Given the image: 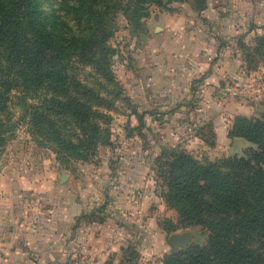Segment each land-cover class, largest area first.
I'll list each match as a JSON object with an SVG mask.
<instances>
[{
  "label": "crops",
  "instance_id": "obj_1",
  "mask_svg": "<svg viewBox=\"0 0 264 264\" xmlns=\"http://www.w3.org/2000/svg\"><path fill=\"white\" fill-rule=\"evenodd\" d=\"M188 3L145 24L138 94L127 97L134 106L120 136L111 134L94 156L106 176L0 174V264H162L166 233L147 211L144 187L156 151L177 142L226 152L236 139L228 136L234 117L264 112V96L223 92L264 77L263 65L245 68L238 47L264 31V0H207L201 11ZM128 247L134 258L123 255Z\"/></svg>",
  "mask_w": 264,
  "mask_h": 264
},
{
  "label": "trees",
  "instance_id": "obj_2",
  "mask_svg": "<svg viewBox=\"0 0 264 264\" xmlns=\"http://www.w3.org/2000/svg\"><path fill=\"white\" fill-rule=\"evenodd\" d=\"M206 2L192 0L190 4L201 11ZM73 9L79 19L90 18L93 27L87 34L67 40L66 34L50 27V15L39 0H0V108L18 80L26 85L51 82L58 93L42 99L41 111H34L37 107L31 111L39 127L37 133L56 139L81 162H87L102 144L98 125L91 122L100 113L77 97L63 94L68 76L61 67L68 56L76 55L112 82V49L105 43L111 31L101 24V10L92 2L75 0ZM260 13L259 18L264 19V11ZM238 47L244 54L245 68L256 69L255 59L264 60V31L254 36L252 45L241 42ZM46 61L51 67L45 68ZM53 115L69 117L79 132H63L61 120L51 118ZM228 136L242 137L255 146L246 149L245 157H226L206 164L181 146L162 148L156 156V177L165 182L164 200L176 210L177 222L183 226L199 224L208 232L205 245L171 249L163 254L162 264H264V112L259 117L235 116ZM3 141L0 132V144ZM109 142L107 139L103 144ZM177 222L166 219L158 224L168 233ZM123 255L134 258L136 254L128 247Z\"/></svg>",
  "mask_w": 264,
  "mask_h": 264
},
{
  "label": "rangeland",
  "instance_id": "obj_3",
  "mask_svg": "<svg viewBox=\"0 0 264 264\" xmlns=\"http://www.w3.org/2000/svg\"><path fill=\"white\" fill-rule=\"evenodd\" d=\"M39 1L46 14L50 15V27L53 26L66 34L67 40L70 37L85 35L88 31H92L91 19H79L75 14L73 9L75 0ZM88 1L89 3L92 2V6L101 10L100 22L111 31L105 43L112 49L110 52V70L113 81L109 82L96 74L91 65L81 61L76 55H70L61 67V72L68 76V84L64 85L66 92L63 94L77 97L100 113L91 122L98 125L101 131L99 136L103 144L104 141L110 139L111 134L118 135L117 129L125 124L126 115L131 111V105L134 106L127 97L138 94L134 82L139 81V56H146V53H140L139 49L141 45L140 35L144 32L145 24L157 12L176 8L173 5L180 3L189 2L188 4L191 5L192 0H159L158 4L153 2L140 3L137 0ZM245 4H247V0H244ZM47 62H45V68L51 67V64ZM253 65L264 66V60L256 58ZM262 71L264 72V70ZM261 77L264 78L263 75ZM51 85V82H35L32 85H26L24 81L18 80L17 83L13 84L10 92L4 96L2 108H0V132L4 136V141L0 144L1 176L15 177L14 181L18 178L58 177V173L75 177H95L96 174L98 177L106 176L105 166L101 164V167H98L100 163L95 157L87 162H81L80 157L74 156L71 151L63 148L56 139L52 137L50 139L37 133L39 127L31 111H33L32 108L36 107L34 111H41L42 109L40 110L38 107H40L42 99H48L58 93ZM63 94H59V97H62ZM139 107L140 105H138ZM251 116L259 117L260 113L248 117ZM51 118L61 120L60 126L63 125V132H68V130L70 132L71 130L75 131V133L79 132L69 117L53 115ZM235 138V142L232 143L233 146H229L227 151L223 153L213 149L204 150L199 143H189V146L185 148L180 143L173 142L161 146L156 151V156L160 154L162 148L169 149V147L174 146L179 148L181 146L198 161L206 164L226 157H245L247 155L246 149L255 146L242 137L237 136ZM206 140L207 144L211 143L210 136ZM156 156L153 157L148 166L152 177H148L144 187L148 186L149 205H147V211L159 227L158 221L171 219L177 222L178 214L175 209L168 207L165 203L166 186L162 177H156L158 167L157 159L155 160ZM160 161L163 162L162 159ZM111 164L110 166H113ZM200 185H202L201 181ZM157 202L160 203L158 207L154 206ZM175 225V229L168 233L163 230L166 233L165 248L174 249L166 239L170 233H185L187 235L185 245L180 248L191 244L199 246L206 244L208 232L201 225L183 226L178 222Z\"/></svg>",
  "mask_w": 264,
  "mask_h": 264
},
{
  "label": "built area",
  "instance_id": "obj_4",
  "mask_svg": "<svg viewBox=\"0 0 264 264\" xmlns=\"http://www.w3.org/2000/svg\"><path fill=\"white\" fill-rule=\"evenodd\" d=\"M223 92L231 97L250 96L252 98L264 96V79L249 78L241 83H230L224 87Z\"/></svg>",
  "mask_w": 264,
  "mask_h": 264
},
{
  "label": "water",
  "instance_id": "obj_5",
  "mask_svg": "<svg viewBox=\"0 0 264 264\" xmlns=\"http://www.w3.org/2000/svg\"><path fill=\"white\" fill-rule=\"evenodd\" d=\"M167 241L172 248L178 249L185 245L187 235L185 233H170L167 236Z\"/></svg>",
  "mask_w": 264,
  "mask_h": 264
}]
</instances>
